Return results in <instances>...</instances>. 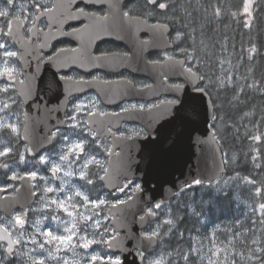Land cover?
Returning <instances> with one entry per match:
<instances>
[{
    "label": "flooded vegetation",
    "instance_id": "obj_1",
    "mask_svg": "<svg viewBox=\"0 0 264 264\" xmlns=\"http://www.w3.org/2000/svg\"><path fill=\"white\" fill-rule=\"evenodd\" d=\"M170 1L0 0V51L12 53L14 61V72L0 80V146L10 151L6 155L0 154V161H7L9 167L22 158L30 162L22 173L1 174V197L15 196L21 179L32 175L35 194L29 208L32 221L39 217L48 218L50 223H54L55 218L68 219L66 224L78 229L73 239L96 240L91 243L92 249L98 250L100 246L97 239L101 229H95L96 220H100L99 225L104 224V228L112 227L114 230L107 242L115 238L113 220L116 218L110 214L111 208L129 200L142 187L140 180L133 179L125 181L122 189H106L103 178L110 160L121 153V149L115 146L116 140L155 139V133L150 130L164 129L165 116L160 108L180 103V99L161 93V89L156 95L146 98L128 99L122 91L115 96L113 85L131 84L133 88L142 90L153 86L155 79L162 88L184 87L185 81L177 78L180 65L183 64L188 72L197 73L191 64L193 52L182 42L179 23L174 26L169 20L170 15L179 20L178 11L171 13ZM128 18L139 19L140 23L130 25ZM143 22L158 25L162 35L167 31L169 48L149 51L150 36L143 33ZM116 28L124 39L134 40L136 46L133 50L123 40L114 38ZM13 35L30 43L24 49L32 53L28 70L18 61L20 47ZM114 55L120 58V64L115 66L111 60ZM166 62L168 68L159 69ZM148 65L157 66V69H151L153 78L144 74ZM26 71H31L27 87ZM11 77H15L17 85L8 81ZM91 84L95 88L86 89ZM21 86L29 95L31 114L45 118L42 125H32L31 138L32 144H37V134L46 133L44 140L48 145L32 158H28L29 146L22 137L27 110L19 97L18 88ZM97 86L99 90H96ZM195 89H203L202 84ZM156 108L159 110L154 114L152 110ZM128 112L141 114V121L120 122L118 118ZM261 123L262 129L254 136V140L259 138L258 159L264 156L261 147L264 144V119ZM56 153L60 154L54 157ZM63 154H66L63 161L66 168L72 171L63 175L65 185L59 180L63 167L48 169V163L43 159L62 160ZM47 179H54L62 195L65 187L69 189L70 196L67 195L64 208L55 207L53 202L43 204L41 187ZM56 194L54 191L48 196L54 198ZM103 196L109 199L101 203ZM97 204L103 207L102 211ZM164 205L158 201L147 206L146 211L157 214L158 208ZM17 214L12 218L0 215V227L9 231L5 222H13ZM17 225L20 227V222ZM152 231L149 228L144 234H155ZM39 239L42 240L41 237ZM46 245L49 250L55 247L59 259L61 255H71L68 250L57 247L54 240ZM77 246L76 252L84 248V243ZM35 264L42 263L36 261ZM108 264H113V261Z\"/></svg>",
    "mask_w": 264,
    "mask_h": 264
},
{
    "label": "trees",
    "instance_id": "obj_2",
    "mask_svg": "<svg viewBox=\"0 0 264 264\" xmlns=\"http://www.w3.org/2000/svg\"><path fill=\"white\" fill-rule=\"evenodd\" d=\"M242 4V0L170 1L171 13L178 11L182 22V42L193 52L191 64L215 108L211 126L229 160L222 178L249 182L220 192L211 189L215 182L194 184L178 193L169 204L168 223L159 237V246L167 253L165 264H200L193 254V237L207 219L222 225L218 234L235 250L225 264L264 263V222L254 212L245 216L238 199L264 203V156L254 160L251 149V139L264 119V9L256 10L254 17L243 16ZM170 17L176 26L177 17ZM225 70L235 85H225Z\"/></svg>",
    "mask_w": 264,
    "mask_h": 264
},
{
    "label": "water",
    "instance_id": "obj_3",
    "mask_svg": "<svg viewBox=\"0 0 264 264\" xmlns=\"http://www.w3.org/2000/svg\"><path fill=\"white\" fill-rule=\"evenodd\" d=\"M119 15V12H117ZM130 25L140 23L139 19L128 18ZM143 33L150 36L148 50L169 48L167 31L164 35L158 25H150L143 22ZM15 42L20 47L18 61L25 70L32 63V53L25 51L29 42L13 35ZM116 40L123 42L132 50L136 46L133 39H124L119 28L114 34ZM24 47V48H23ZM115 65L120 64V58L116 55L111 57ZM168 62L159 66L168 68ZM31 69V68H30ZM151 69H157L156 65H148L144 74L152 77ZM31 71L25 72V83L28 86ZM177 78L185 81L186 86L162 88L155 79V84L147 89L138 90L131 84L115 83L113 90L115 96L122 91L128 99L146 98L161 93L173 95L180 99L179 104L165 105L160 108L165 116L164 129L150 130L156 135L155 139H117L115 146L121 149V153L110 160V166L103 182L106 189L115 191L124 187V181L138 179L142 187L133 197L125 203L112 207L110 214L116 219L113 226L118 235L108 241L112 253L121 255V261H113V264H145L137 253L141 251V257H147L159 244L156 235L147 236L142 232L154 224L157 216L146 212V206L157 201L167 203L174 199L183 188L195 182L214 183L227 172L225 154L216 139L210 123L214 119L215 109L210 95L203 89L197 88L201 81L196 73L188 72L184 65H180ZM17 85L15 77L8 79ZM91 84L86 89H93ZM195 89V90H194ZM26 89L18 88L19 97L25 104V128L23 130V142L28 144V156H37L47 145L44 140L46 133L37 134L38 143L32 144V125L43 124L45 118L33 116L30 112V99ZM98 86H97V89ZM159 108L154 114L158 113ZM151 113V112H150ZM141 114L128 112L121 115L118 120H138ZM36 141V142H37ZM32 175L21 179V186L15 196L1 197L0 192V215L11 218L14 212L22 210L26 212L34 200ZM142 213L143 216H140ZM0 243L6 246L9 255H14L20 243L5 228H0Z\"/></svg>",
    "mask_w": 264,
    "mask_h": 264
},
{
    "label": "rangeland",
    "instance_id": "obj_4",
    "mask_svg": "<svg viewBox=\"0 0 264 264\" xmlns=\"http://www.w3.org/2000/svg\"><path fill=\"white\" fill-rule=\"evenodd\" d=\"M242 2L243 8L241 12L243 13V16L252 14V16L254 17L256 10L262 11L264 9V0H242ZM256 5H258V8L256 7ZM1 46L2 43L0 44V48ZM225 71L226 72L223 74L225 85H235L236 81L234 77L228 70ZM13 72V54L0 51V80L4 79L7 75L12 74ZM4 104L7 105L5 102ZM258 139V137H256V140H254V137H252L251 139V149L254 152V160L258 159L259 157L257 153L259 151L257 146ZM9 152V150H6L5 148L0 146V154L6 155ZM59 154H54V157H57ZM225 157L226 162L228 163V156ZM61 158L62 160H59L58 158H54V160H51V157H44L43 159L46 160V163H48V165L46 166L48 169L52 167H63V174L61 175V177H59V180L61 181V184L65 185L66 183L63 181V178L66 174H70L72 171L66 168V165L63 162L66 158V154H63ZM6 163L7 161H0V176L1 174H5L7 172H10L14 175L22 173L30 162L25 161L22 158V160L18 159L15 162H12L10 164L11 167H9ZM239 178L240 177L221 178L212 185L211 189L216 192H220L224 189H229L231 187L249 182V180H240ZM47 181H45L41 187L43 204L48 205L49 202H53L55 207L64 208L66 197L67 195L70 196L68 192L69 189L65 187L64 193L62 195L60 193L61 191L56 188V182L54 181V179H47ZM54 191L57 192L56 196L54 198L49 197L48 194ZM105 199L107 200L109 198L103 196L100 202L103 203ZM238 199L239 202L241 201L243 207L242 211L245 216H250L251 212H254L258 220L260 222H264L263 202H260L259 199H255V201H253L240 196L238 197ZM98 205L99 204H97V207H99L100 211H102L103 207ZM17 213L19 212H16V214ZM105 213L101 214L105 216ZM157 215L158 220L151 229L153 230L152 232L158 235V237H161L164 225L168 223L167 218L170 215V205L167 204L159 207L157 210ZM67 220L68 219L55 218L53 220L54 223H50L48 222V218H46L45 220L44 218L39 217L32 221V210H28L27 213L22 212L17 214L13 222H5V225H7L9 232L14 236V238L20 242V247L14 255L9 256L6 253L5 247L0 244V264H35L36 261L41 262L42 264H108L111 261H120L119 257L113 255V253L110 252L107 244V240L112 237L111 233L114 232L112 227H109V229L104 228V224L99 225L100 220H96L97 226L95 229H97V231L101 229L100 237L98 239L96 238L97 241H99L100 245L98 246L97 250L91 248L92 241L95 242L96 240L89 241L87 240V238H79L80 240L73 239V236L78 232V229L70 223L66 224ZM207 220L204 221V227L201 226L197 235H194L193 237L195 256L197 257V259L199 258L198 261L200 264H225V261L228 258V254L235 252V250L232 248V245H229V241H224L221 237V234H218V231L221 229L222 225ZM18 222H20L21 224L20 227L17 225ZM240 224L241 223H238V225ZM39 237H41L42 240H40ZM229 237L228 239L231 240L232 237ZM52 240L55 241L57 247L60 246L62 250H68L71 255L66 256L64 254L61 255V258L59 259L55 247L51 250L46 247V243H50ZM82 242L84 243V248L76 252L75 250L78 248L77 244H81ZM32 244L34 246V249L32 248ZM254 259L255 261L260 260L258 257H255ZM166 260L167 253L162 246H159L149 257L144 259L146 264H165ZM257 264L264 263L259 262Z\"/></svg>",
    "mask_w": 264,
    "mask_h": 264
},
{
    "label": "bare ground",
    "instance_id": "obj_5",
    "mask_svg": "<svg viewBox=\"0 0 264 264\" xmlns=\"http://www.w3.org/2000/svg\"><path fill=\"white\" fill-rule=\"evenodd\" d=\"M182 1H184V0H182ZM185 2H186V1H185ZM185 2H183V3H185ZM187 3H188V2H187ZM191 3H192V2H191ZM181 4H182V3H181ZM181 4H180V5H181ZM189 4H190V2L188 3V5H189ZM188 5H187V6H188ZM196 5H197V4L195 3V7H196ZM189 6H190V5H189ZM191 6H192V5H191ZM191 6H190V8H191ZM203 6H204V5H203ZM193 7H194V6H193ZM195 7H194V8H195ZM195 9H196V8H195ZM195 9H194V10H195ZM197 9H198V12H199V9H201V8H198V7H197ZM202 9H203V8H202ZM195 11H196V10H195ZM173 21H174V20H173ZM177 21H178V20H177ZM178 22H179V21H178ZM180 22H181V21H180ZM180 22H179V25H180ZM181 23H182V22H181ZM174 25H175V24H174ZM180 26H181V25H180ZM219 28H220V26H219ZM222 67H224V66H222ZM210 73H211V72H210ZM263 112H264V111H263ZM263 112H261V114H264ZM257 115H258V114H257ZM258 116H260V114H259ZM257 118H258V117H257ZM259 119H260V117H259ZM262 119H263V117H262ZM246 120H247V119H246ZM250 121H251V118H250ZM257 121H258V120H257ZM257 124H258V123H257ZM257 124H256V125H257ZM259 124H260V123H259ZM250 126H251V125H250ZM251 128H252V127H250V129H251ZM253 128H254V127H253ZM250 129H249V130H250ZM255 129H256V128H255ZM252 131H253V130H252ZM255 131H256V130H255ZM243 134H244V133H242V135H243ZM244 135H245V134H244ZM193 235H194V234H193ZM196 235H197V234H196ZM196 235H195V236H196ZM229 238H230V237H229ZM222 243H223V242H222ZM192 246H193V244H192ZM192 249H193V248H192ZM193 254H195V253H194V250H193ZM250 256H251V255H250ZM250 256H249V257H250ZM249 257H248V258H249ZM193 258H194V257H193ZM251 258H252V257H251ZM198 259H199V258H198Z\"/></svg>",
    "mask_w": 264,
    "mask_h": 264
}]
</instances>
